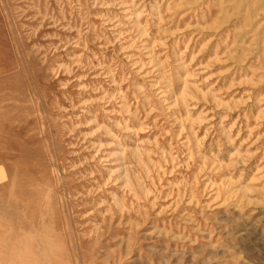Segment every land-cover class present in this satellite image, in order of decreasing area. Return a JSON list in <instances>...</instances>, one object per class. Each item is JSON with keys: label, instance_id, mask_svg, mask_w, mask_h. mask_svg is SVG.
Here are the masks:
<instances>
[{"label": "rangeland", "instance_id": "rangeland-1", "mask_svg": "<svg viewBox=\"0 0 264 264\" xmlns=\"http://www.w3.org/2000/svg\"><path fill=\"white\" fill-rule=\"evenodd\" d=\"M0 264H264V0H0Z\"/></svg>", "mask_w": 264, "mask_h": 264}, {"label": "bare ground", "instance_id": "bare-ground-1", "mask_svg": "<svg viewBox=\"0 0 264 264\" xmlns=\"http://www.w3.org/2000/svg\"><path fill=\"white\" fill-rule=\"evenodd\" d=\"M246 10V9H245ZM226 18V17H225Z\"/></svg>", "mask_w": 264, "mask_h": 264}]
</instances>
